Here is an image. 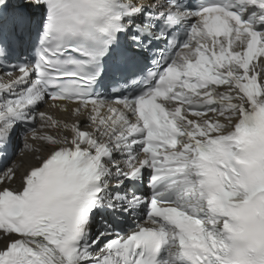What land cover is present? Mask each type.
Wrapping results in <instances>:
<instances>
[{
    "label": "snow or ice",
    "instance_id": "6c2138e0",
    "mask_svg": "<svg viewBox=\"0 0 264 264\" xmlns=\"http://www.w3.org/2000/svg\"><path fill=\"white\" fill-rule=\"evenodd\" d=\"M0 264H264V0H0Z\"/></svg>",
    "mask_w": 264,
    "mask_h": 264
},
{
    "label": "bare ground",
    "instance_id": "6f19581e",
    "mask_svg": "<svg viewBox=\"0 0 264 264\" xmlns=\"http://www.w3.org/2000/svg\"><path fill=\"white\" fill-rule=\"evenodd\" d=\"M32 143V141H29ZM23 148V141L21 143H18V150H21ZM15 162L17 164H22L24 166H27L29 163L32 162L30 154H25V152L22 151V153L17 156H14L10 163Z\"/></svg>",
    "mask_w": 264,
    "mask_h": 264
}]
</instances>
